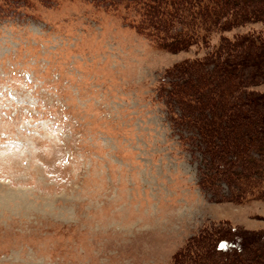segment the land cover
<instances>
[{
    "label": "rangeland",
    "instance_id": "rangeland-1",
    "mask_svg": "<svg viewBox=\"0 0 264 264\" xmlns=\"http://www.w3.org/2000/svg\"><path fill=\"white\" fill-rule=\"evenodd\" d=\"M131 14L0 0V264H170L228 226L264 240V201L200 188L202 154L156 93L165 69L205 50L156 49ZM250 90L264 112V81Z\"/></svg>",
    "mask_w": 264,
    "mask_h": 264
},
{
    "label": "trees",
    "instance_id": "trees-1",
    "mask_svg": "<svg viewBox=\"0 0 264 264\" xmlns=\"http://www.w3.org/2000/svg\"><path fill=\"white\" fill-rule=\"evenodd\" d=\"M87 1L106 11L132 12L123 19L156 49L205 50L165 69L157 96L172 128L191 132L179 138L190 139L202 154L200 188L216 191L225 184L227 193L217 201H264V112L250 90L264 81V0ZM255 22L263 27L225 35ZM227 229L188 242L170 264H264V240L243 241L235 228Z\"/></svg>",
    "mask_w": 264,
    "mask_h": 264
}]
</instances>
